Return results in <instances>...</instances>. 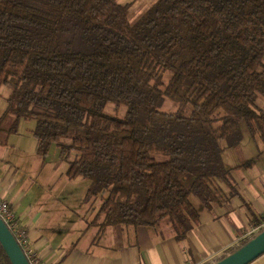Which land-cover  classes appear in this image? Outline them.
<instances>
[{
    "label": "trees",
    "instance_id": "16d2710c",
    "mask_svg": "<svg viewBox=\"0 0 264 264\" xmlns=\"http://www.w3.org/2000/svg\"><path fill=\"white\" fill-rule=\"evenodd\" d=\"M130 7L0 0V130L34 119L37 155L55 143L66 176L88 179L84 199L105 194L101 227L167 223L183 240L199 222L192 194L210 207L215 180L238 194L222 150L246 133L264 146V0H156L134 22ZM0 264H12L1 243Z\"/></svg>",
    "mask_w": 264,
    "mask_h": 264
},
{
    "label": "crops",
    "instance_id": "0c3cea01",
    "mask_svg": "<svg viewBox=\"0 0 264 264\" xmlns=\"http://www.w3.org/2000/svg\"><path fill=\"white\" fill-rule=\"evenodd\" d=\"M5 107L1 105L0 111ZM32 129H22L19 123L14 133L0 130V198L12 207L41 264H201L261 221L264 148L257 136L246 133L238 147L222 150L223 164L230 168L238 194L229 197L223 182L215 180L219 200L210 207L191 200L199 222L177 240L167 223L101 227L96 212L103 194L97 204L85 208L88 184L80 176L68 178L67 160L60 156L51 162L48 154L38 156ZM246 136L260 145L253 149ZM248 264H264V253Z\"/></svg>",
    "mask_w": 264,
    "mask_h": 264
},
{
    "label": "rangeland",
    "instance_id": "374dc122",
    "mask_svg": "<svg viewBox=\"0 0 264 264\" xmlns=\"http://www.w3.org/2000/svg\"><path fill=\"white\" fill-rule=\"evenodd\" d=\"M154 1L156 0H118V2L120 3H131V7L129 9V20L131 22H134L138 19V17L151 5V3H153ZM11 88L9 85H2L0 87V106L1 105H6V98L7 96L9 95V92H10ZM256 105L258 106L259 109L263 110L264 111V98L260 95H258L257 99H256ZM177 107V104L173 101V100H170L169 98H165L162 106H161V109L165 110V111H173L175 110ZM106 112L109 113V114H112V115H116V116H121L123 114V108L122 107H115L114 105H109L107 106L106 108ZM20 127L22 129H25L27 126H30V127H34L35 125V120L34 119H21L20 120ZM242 128L245 129V127L243 126ZM33 136V135H32ZM33 138H35L33 136ZM246 138L249 140V144L253 147V149L255 148L256 145H260V142L263 146V143L262 141L260 140V142L258 141L256 143V145H253L254 143H251V137L249 136H246ZM259 138V137H258ZM221 143H222V140H221ZM264 148V146H263ZM58 151H59V148L57 147V145L55 143H52L49 147V150H48V160L51 162L52 160H55L56 159V155L59 157L58 155ZM73 153L74 152H71L70 153V156H73ZM59 159L61 160H64L65 162V159H62L61 157H59ZM227 162V161H226ZM185 180L187 178H191V175H185ZM81 179H83L85 182V184L87 185L88 184V179L84 178V177H79ZM31 184V181L29 180V183L27 184L30 185ZM26 185H25V182L23 184V188H25ZM79 189H80V186H79ZM103 196H105V194H103ZM91 200L93 201H88L87 199L84 201L86 202L85 203V208L87 207V205H89V203L93 202V203H98L101 199L100 196H94V197H90ZM190 199L191 200H200L196 195L192 194L190 196Z\"/></svg>",
    "mask_w": 264,
    "mask_h": 264
},
{
    "label": "water",
    "instance_id": "95a60500",
    "mask_svg": "<svg viewBox=\"0 0 264 264\" xmlns=\"http://www.w3.org/2000/svg\"><path fill=\"white\" fill-rule=\"evenodd\" d=\"M0 243L12 264H29L15 237L0 218ZM264 253V226L242 247L212 264H248Z\"/></svg>",
    "mask_w": 264,
    "mask_h": 264
},
{
    "label": "built area",
    "instance_id": "2783aa9c",
    "mask_svg": "<svg viewBox=\"0 0 264 264\" xmlns=\"http://www.w3.org/2000/svg\"><path fill=\"white\" fill-rule=\"evenodd\" d=\"M0 218L7 225L13 236L15 237L16 242L19 244L22 249L25 257L27 258L29 264H41V260L36 250L31 246L28 238V234L24 228L20 227L14 211L10 204L0 198ZM264 226V212L261 215V221L259 224L250 226L243 236H248L257 232L261 227Z\"/></svg>",
    "mask_w": 264,
    "mask_h": 264
}]
</instances>
